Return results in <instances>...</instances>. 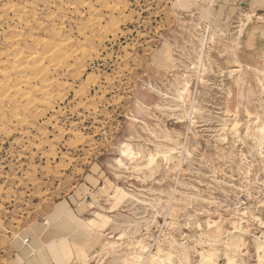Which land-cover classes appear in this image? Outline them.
Masks as SVG:
<instances>
[{"label": "rangeland", "instance_id": "obj_1", "mask_svg": "<svg viewBox=\"0 0 264 264\" xmlns=\"http://www.w3.org/2000/svg\"><path fill=\"white\" fill-rule=\"evenodd\" d=\"M192 3L0 0V264H264V0Z\"/></svg>", "mask_w": 264, "mask_h": 264}, {"label": "crops", "instance_id": "obj_2", "mask_svg": "<svg viewBox=\"0 0 264 264\" xmlns=\"http://www.w3.org/2000/svg\"><path fill=\"white\" fill-rule=\"evenodd\" d=\"M73 199L75 200L73 203ZM81 200H77V197L73 195V197L65 198L64 200L59 201L56 204L55 211L53 213L54 217H60L59 219H62V224L60 225H54L57 223L55 220L51 221H45L43 222L44 227L37 225L35 230L31 232L29 235V240L25 242L24 250H26L25 254L22 256L26 264L31 262L32 264L35 262V259H38V257L46 256V252L49 250L48 247H58L63 242L66 241H74V245H78L77 238L80 236L77 234L78 231L75 230V232L67 231V227H69L65 222L67 218L69 217V220L71 224H78V219L81 221H84L83 218L80 216H77L76 212L78 211V207L84 206L83 202L79 203ZM58 205H61V208L58 209ZM88 205V204H87ZM109 216V215H108ZM54 217H51L52 219H55ZM58 226H64L66 229H63ZM88 228V227H87ZM104 231V230H103ZM91 233L92 238L96 237L94 234L88 229L87 234ZM89 235V234H88ZM79 246V245H78ZM41 250H44V253L41 254ZM81 251V250H80ZM78 251V252H80ZM77 252V253H78ZM76 252L71 257H75ZM93 252L89 253V256L92 255ZM67 258V256H66Z\"/></svg>", "mask_w": 264, "mask_h": 264}, {"label": "bare ground", "instance_id": "obj_3", "mask_svg": "<svg viewBox=\"0 0 264 264\" xmlns=\"http://www.w3.org/2000/svg\"><path fill=\"white\" fill-rule=\"evenodd\" d=\"M194 0H178V5L179 6H182V7H189L191 4H193ZM255 2V1H254ZM262 18V17H261ZM206 45V44H205ZM203 51V50H202ZM195 65V64H194ZM200 72V71H199ZM194 99V98H193ZM193 106V105H192ZM239 123V122H238ZM237 126V125H236ZM264 126V125H263ZM235 129V128H234ZM184 145V144H183ZM185 146V145H184ZM183 146V147H184ZM133 149V148H132ZM124 153L125 154H130V155H133L131 154L132 153V150L131 148L129 147V145H127L126 149L124 150ZM184 155V154H182ZM119 161H122L121 159H119ZM182 161V159H181ZM180 164V163H179ZM180 166V165H179ZM175 191V190H174ZM119 197V196H118ZM168 211V210H167ZM167 213V212H166ZM166 215V214H165ZM95 231V230H94ZM161 250V249H160ZM163 251V250H162ZM209 257V256H208ZM90 256L88 255V252H86V250H83V251H80L76 254V256L74 257L73 260L76 261L77 264H89V260H90ZM142 258V257H141ZM148 259V258H147ZM157 259V262L158 264H164L162 261V258L161 256H159ZM146 260V259H145ZM170 260V259H169ZM145 262V261H144ZM143 263V262H142Z\"/></svg>", "mask_w": 264, "mask_h": 264}]
</instances>
